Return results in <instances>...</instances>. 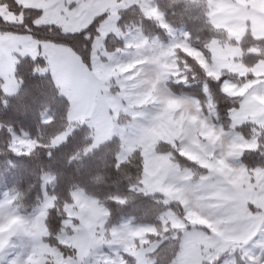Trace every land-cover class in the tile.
<instances>
[{"label":"rangeland","instance_id":"1","mask_svg":"<svg viewBox=\"0 0 264 264\" xmlns=\"http://www.w3.org/2000/svg\"><path fill=\"white\" fill-rule=\"evenodd\" d=\"M25 7L42 9V16L38 22L52 23L61 26L67 32L80 30L86 26V21L91 15L99 11L109 13L119 12L134 3L139 4L144 12L158 19L169 34V39L164 41L157 35L148 39L139 34L138 28L123 31L117 25L115 16L101 29L102 33H115L124 39L125 46L112 52L104 49V38L93 45L92 63L93 67H80L79 62L74 58L67 57L57 50L47 51L51 59L62 93L70 96L72 109L69 113L71 124L69 127L53 138L52 144H60L66 140L69 133L79 123L88 124L92 128V147L117 135L122 142V148L118 154L120 161L136 149L140 148L147 170H157L155 161H159L157 146L160 142L172 143L170 139L172 129L167 123L151 130L145 134L143 129L147 126L149 117L139 110L133 111L129 103L124 86L120 77L112 69L120 64L126 63L132 53L139 52L145 58L165 57L169 65L172 61L177 62L176 49L181 48L202 64L207 73L218 77L223 69L245 75L252 73L253 80L235 86L237 80L226 78L223 81L225 91L231 95L251 96L255 101L247 110L236 119L233 124V131L249 141L260 142L261 133H264L262 122L258 119L264 111V61L258 63L254 68L248 69L241 60L243 51L238 44L230 43L229 38L239 41L244 35L247 25L250 24L255 36H264V0H208L211 8V21L219 28L227 30L225 40L219 33H214L209 42L213 52L210 56L201 46L194 43L190 33L184 26L175 27L164 17L163 12L158 8L155 0H18ZM0 15L6 20L20 22L22 14L14 13L6 4L0 5ZM134 28V27H133ZM125 33V34H124ZM210 40V41H211ZM70 50V48H67ZM257 50V49H252ZM167 52V55H161ZM81 62L80 57L74 54ZM105 58V59H104ZM82 65H84L82 63ZM60 67L58 71V67ZM92 66V65H91ZM1 78L6 93L14 94L20 87V81L15 75V68L12 62L4 63ZM140 106H137L139 109ZM172 112L177 111V106H171ZM212 115L213 122L216 121L212 109L207 110ZM51 116L44 112L43 120L49 121ZM172 118L169 117V120ZM249 132V136H246ZM37 145V142L27 132H12L11 146L15 152H30ZM169 152H165L168 160ZM162 170H165L170 162H165ZM217 162H223L222 171L231 174L230 183L236 189L239 197L248 207L255 203H264V190H260L261 172L256 168H246L241 157L228 156L219 158ZM225 161H228V166ZM217 165V164H216ZM145 171V169H144ZM153 173V171H152ZM144 175V174H143ZM168 181L160 180V184L153 185L154 177L145 187L138 186V190L145 193L161 194L164 201L170 204L172 201H179V191L169 173L165 174ZM44 197L41 203L31 212H21L14 204V194L4 190L0 196V216L7 219L0 225V234H7L10 229L21 232L20 236L12 235L10 246L0 252V264H124L126 259L123 253L127 252L134 257L143 258L146 264H152L154 260L150 256L156 244L167 238L164 231L168 229L165 224L170 221L171 226L177 229L179 223H183V215L179 214L176 208L169 206L164 210L160 219L161 228L157 229L153 223L138 222L133 216L124 217L116 226L109 229V236L105 227L108 218L105 212V205L97 197H89L83 192H77L75 198L72 191V202L65 205L67 217L64 220V229L59 233V240L71 246L74 251L64 254L57 246L51 245L47 236L49 234L46 217L50 207L53 206L55 196L49 193L53 187L54 176L46 173L43 177ZM158 179V178H157ZM158 183V181H154ZM78 189V188H76ZM83 189V188H82ZM168 193H171L169 195ZM91 195V194H90ZM181 204V203H180ZM39 220V222H35ZM182 231V230H181ZM160 234L161 238L151 239L150 234ZM175 235V234H174ZM259 239L258 233L251 237L248 247ZM204 251L203 243L188 242L183 247L171 264H193L198 255ZM211 251V249H209ZM261 254L259 247L252 248L253 257ZM233 257L225 254V259ZM235 259H240V254H235ZM247 259V258H245ZM129 264V263H128Z\"/></svg>","mask_w":264,"mask_h":264},{"label":"trees","instance_id":"2","mask_svg":"<svg viewBox=\"0 0 264 264\" xmlns=\"http://www.w3.org/2000/svg\"><path fill=\"white\" fill-rule=\"evenodd\" d=\"M155 1L165 19L175 27L184 26L192 39L194 38V43L210 56L209 42L213 34L219 33L223 40L227 37V30L217 27L211 21L208 0ZM1 4H6L16 14H22L23 18L20 22H12L0 15V32L30 34L37 40L68 46L91 67L92 59L90 61L89 57L92 58L93 44L82 35L64 34L78 33L80 30L67 32L57 24L38 22L43 13L42 9L25 7L18 0H0ZM118 15L117 25L123 31L140 26L146 36L157 35L164 41L169 39L168 31L160 21L146 14L137 3L122 8ZM93 35L95 36L94 31ZM228 41L241 47V60L246 66L252 67L264 60V36H255L250 24L239 41L233 38ZM121 44L125 46L124 39L115 33H109L107 39H104V49L107 52L123 48ZM177 53L192 56L181 48L176 49ZM195 60L207 72L196 58ZM15 75L20 81V87L14 94L5 92L0 75V196L4 190H9L14 194V204L18 209L29 213L44 197V175L52 174L53 187L49 193L55 196V200L46 217L49 231L47 240L51 245L57 246L66 255L74 251L71 246L62 243L58 235L64 229V220L67 217L65 205L72 202V191L76 188H83L108 208L109 215L105 224L108 236L109 229L127 216H133L138 222L153 223L159 229L162 225L160 215L169 206L175 207L179 214L184 215V208L178 201L168 204L161 194L138 190V186L142 185L145 169L143 153L140 148H136L127 159L120 161L118 154L122 142L119 136L115 135L92 147V128L88 124L79 123L66 140L60 144H52L53 138L71 124L70 100L55 83L43 56H20ZM208 76L222 83L226 78L245 82L255 78L250 72L239 75L226 69L218 77L210 74ZM216 88L217 85L213 84V89ZM190 91L198 93L199 89L192 88ZM217 99L223 101L224 98L217 95ZM227 107V104L221 103V113ZM44 112L50 114L49 121L43 120ZM22 131L27 132L37 145L30 152L17 153L11 146L12 132ZM245 134L249 136V132ZM170 145L169 142H160L157 150L169 152ZM38 148L46 149L51 159H45L36 151ZM242 161L248 168L256 167L264 164V155L247 154L242 157ZM129 185L132 187L129 188ZM165 224L168 226L164 231L167 235L164 240L166 243L150 254L154 264H171L180 251L177 230L171 226L170 221ZM150 237L158 240L161 235L151 233ZM123 256L129 264H133V255L125 252ZM240 264L243 262L240 261Z\"/></svg>","mask_w":264,"mask_h":264},{"label":"clouds","instance_id":"3","mask_svg":"<svg viewBox=\"0 0 264 264\" xmlns=\"http://www.w3.org/2000/svg\"><path fill=\"white\" fill-rule=\"evenodd\" d=\"M176 55L179 63L172 61L169 65L165 57L146 59L136 52L112 71L120 77L132 110L144 112L149 117L143 129L145 134L165 123L172 129V143L167 154L170 164L158 179L164 178L169 167L176 173L177 196L184 208L182 220H186L189 213L204 215L201 207L214 202L213 214L207 218L218 226L231 220L233 197L237 191L230 183L231 174L216 171L217 154L219 158H242L251 153L264 155V136H261L259 146L254 147L252 141L234 132L236 119L253 103L245 104V96L226 92L223 83L209 77L194 55ZM244 82L238 80L235 86ZM213 84L217 85L215 90ZM192 88H198L199 92L190 91ZM217 95L222 96L223 101L217 99ZM221 103L228 105L223 113L220 111ZM173 105L177 106L175 113L171 110ZM209 108L217 117L215 122L207 111ZM256 118L264 120V111ZM36 151L45 159H51L46 149L38 148ZM203 162L214 167L206 168Z\"/></svg>","mask_w":264,"mask_h":264},{"label":"snow or ice","instance_id":"4","mask_svg":"<svg viewBox=\"0 0 264 264\" xmlns=\"http://www.w3.org/2000/svg\"><path fill=\"white\" fill-rule=\"evenodd\" d=\"M115 16L119 21V15L117 12L109 13L107 11H97L91 15L86 26L81 28L78 33H64L65 35H82L86 41L95 45L100 41L103 36L107 39V33L101 31L105 24L109 23L111 18ZM95 32V36L93 35ZM161 55L166 56L167 52ZM91 56L89 60L91 61ZM85 68H88V64H84ZM245 104L255 101L251 96L245 95ZM242 109L244 105L241 106ZM194 119V118H193ZM235 121V117H233ZM235 124V123H234ZM264 127V122H262ZM264 136V133H261ZM254 147L259 146V142L253 141ZM194 158V157H193ZM204 166L214 167L207 162H203ZM222 164V162H221ZM217 172H223L220 166L215 165ZM257 171L264 172V164L257 166ZM168 173L173 181L177 178L176 173L168 168ZM171 195V193H168ZM234 207L232 211V218L229 222L214 226L212 222L207 218L213 214V204H209L206 207H201L200 211L204 213L192 214L189 213L187 219L183 223L177 225V239L180 241V246L183 247L188 242L203 243L204 251L198 255L193 264H264V235L260 239H257L252 244V248L259 247L261 254L253 257L251 255L252 248L247 245L251 240V237L257 233H264V203H255L252 207H248L245 202L239 197L238 193L233 197ZM7 218L0 216V225H2ZM219 227V230H218ZM182 230V231H181ZM12 235L20 236L21 232L16 229H10L7 234H0V252L6 247L10 246V240ZM166 242L164 240L159 241L156 247L152 249L153 253L159 250ZM211 249V251H209ZM240 254V261L235 259V254ZM225 254L232 256L231 260L225 259ZM247 258V259H245ZM133 264H146L143 258L132 257ZM16 264V262H12ZM27 264H32L31 260ZM124 264H128L125 261ZM154 264V262H152Z\"/></svg>","mask_w":264,"mask_h":264},{"label":"crops","instance_id":"5","mask_svg":"<svg viewBox=\"0 0 264 264\" xmlns=\"http://www.w3.org/2000/svg\"><path fill=\"white\" fill-rule=\"evenodd\" d=\"M210 12H211V8H210ZM135 28H138L139 34L141 36L145 35L143 33V31H142L140 26H135L134 28L129 29V30H133ZM145 38L148 39L149 37L145 35ZM211 43H212V40L210 41V44ZM67 48H70V47L62 45V44H56V43H53L51 41L37 40L34 37H32L30 34H20V33H12V32H0V75H1L4 63L7 62V61H11L12 62V67L16 69V66H17V63L19 61V57L20 56H25V55H30L32 57L43 56L46 59L47 63H48V68H49V70H50V72L52 74V77H53L55 83L57 84V86L60 88V91L62 92L61 85H60L59 78H58L60 75L57 76L56 71H55L54 67L52 66L51 59H50L49 55L47 54V51H50V50L54 49V50H57V51H59V52H61L63 54H67V57H72V58L75 59L76 62H79L80 67L82 69L84 68L83 67L84 65H82V63L85 64L82 61L81 58L80 59H81L82 63H80V61L77 59V57H75L74 54H77V53L74 50H72L71 48H70V50H68ZM210 51H211V55H212V58H213V52H212L211 47H210ZM92 59H93V57H92ZM262 61H264V60H261L258 63H260ZM258 63L255 64L254 66H252L251 68H254L255 66H257ZM92 67H93V63H92L91 67H88L89 68L88 70L90 71L92 69ZM57 69L59 71L60 67H58ZM248 69H250V67ZM83 70H85V69H83ZM60 78H61V76H60ZM63 94H65V93H63ZM66 96L70 100V111H71V109H72L71 99H70V96H68V95H66ZM158 154H159L158 156H160L159 157V161L158 160L155 161L156 166H157L158 169L157 170H152L153 171V173H152V171L149 172L147 170V167H148L147 165L145 167L144 175H143V178H142V186L143 187H145V184H147L146 181H148V183H150L151 179L153 177H154V180L153 179L152 180H153V183H155L153 185L160 184L161 183L160 180L161 179L165 180V178H166V176H164V178L157 179L159 174L163 171L161 166H164V164H165L164 162L163 163L161 162L162 161L161 158L165 162H168L169 158L167 160V157H165V152H159ZM226 157L228 158V156H226ZM169 162H170V160H169ZM225 163L228 166L229 162L225 161ZM216 164H217V166H220L221 168L223 167L222 165H224L223 162L221 164V162H217V161H216ZM244 165H245L246 168H248V166L245 163H244ZM166 180L168 181L167 178H166ZM154 181H158V183H156ZM261 189L264 190V172H261V176H260V190ZM77 192H83L84 193L86 191L84 189H82V188L75 189L73 191L74 198H75V196H76L75 194ZM84 194L87 195L88 193L87 194L84 193ZM87 196L93 197L90 194H88ZM104 209H105L106 215L108 217L109 210H108L107 207H105ZM258 235H259V239H260L261 236L264 235V233H258Z\"/></svg>","mask_w":264,"mask_h":264}]
</instances>
